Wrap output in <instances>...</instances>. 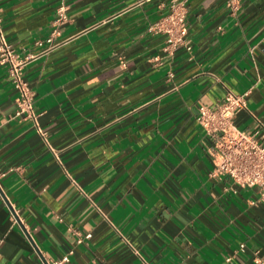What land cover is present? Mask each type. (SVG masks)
I'll list each match as a JSON object with an SVG mask.
<instances>
[{"label": "crops", "instance_id": "obj_1", "mask_svg": "<svg viewBox=\"0 0 264 264\" xmlns=\"http://www.w3.org/2000/svg\"><path fill=\"white\" fill-rule=\"evenodd\" d=\"M238 2L188 0L191 48L170 54L151 27L172 0H0L21 55L69 7L66 44L24 69L37 121L0 61V264H264V194L212 175L197 120L230 89L236 125L264 124V0Z\"/></svg>", "mask_w": 264, "mask_h": 264}, {"label": "built area", "instance_id": "obj_2", "mask_svg": "<svg viewBox=\"0 0 264 264\" xmlns=\"http://www.w3.org/2000/svg\"><path fill=\"white\" fill-rule=\"evenodd\" d=\"M187 1L172 0L171 10L161 20L152 25V30L167 34L165 51L174 54L180 45L191 48L188 38L189 25L187 21ZM234 10L239 8L238 0H227ZM68 6L62 4L58 8L54 29L47 38L39 39L36 44L41 47L39 52H30L21 55L6 39L0 18V61L7 64L8 71L17 91V110L15 116L37 121L34 109V91L24 76L26 65L37 57L48 55L68 39H57L61 34V27L68 22ZM170 72V76H173ZM247 93H236L228 89L224 98L215 106L202 105L199 107L197 120L207 134L215 140L213 150V176L228 175L236 183L243 186H258L264 194V124L260 123L254 132L240 129L235 123L239 110L247 107ZM6 172L0 170V177ZM79 235L78 242L91 237ZM245 247L241 243L239 248ZM73 250H70L60 260L46 261L44 264H63L70 260Z\"/></svg>", "mask_w": 264, "mask_h": 264}]
</instances>
